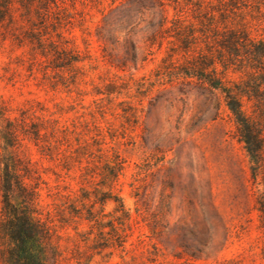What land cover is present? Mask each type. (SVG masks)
Listing matches in <instances>:
<instances>
[{
  "label": "rangeland",
  "instance_id": "374dc122",
  "mask_svg": "<svg viewBox=\"0 0 264 264\" xmlns=\"http://www.w3.org/2000/svg\"><path fill=\"white\" fill-rule=\"evenodd\" d=\"M123 1L56 0L57 6L71 17V23L59 32L68 46L84 57L80 64L84 76L68 87L58 83L54 86L56 79L45 78L38 71L39 66L31 57L30 44L20 47L0 36V112L4 117L19 118L22 111L30 110L29 114L34 112L37 117L55 118L62 124L86 121L91 131L84 127L80 130L87 140L95 135L94 122L102 129L105 147L113 148L125 162L112 193L122 199L137 220L125 243L126 251L106 250L95 254L86 248L87 244L76 246L78 238L71 229L59 230L61 264H67L66 259L76 250L80 251L85 264H264V225L258 211L260 202H264V150L258 161L249 158L239 141L238 126L223 102L220 118L211 121L215 102L207 93L192 91L185 96L180 95L177 88L156 86L146 96L136 94L130 77L135 80L147 77L168 47L166 42L160 49L145 42L144 36L148 34L145 28L156 21V12L139 17L132 36L138 55L149 54L147 61L139 58L135 69L129 58L125 71H117L106 64L109 55L114 54L113 46L100 42L96 33L102 27L104 16ZM177 1L180 6L184 5L182 0ZM165 4L166 14L172 18L174 0L165 1ZM187 10L183 6L186 15L189 14ZM253 35L264 38V23ZM117 37L124 43L122 33H117ZM127 47L131 49L130 45ZM246 77L245 73H228V78L236 83ZM110 83L116 85V93L107 96L105 92ZM150 101L155 103L153 107ZM241 103L249 121L264 138V114L245 97ZM96 104L101 107V115ZM131 106L136 109L134 115L129 112ZM259 106L264 108V101ZM122 110L129 113L123 115ZM192 128L195 129L188 132ZM144 140L147 145L143 144ZM71 142L74 144L73 139ZM64 149L61 147L51 160L41 153V148L20 140L11 153L27 161L48 183L52 193L63 192V187L72 191L85 188L105 192L106 189L98 184L99 177L81 180V167L86 166L85 162L81 166L72 163L68 170L62 168ZM253 172L256 175L253 176ZM208 181L216 214L209 204ZM47 192L43 187L41 203L45 207L51 203ZM162 193L169 198L164 214H158L157 220L168 230L167 234L153 240L160 249L156 252L139 240L149 243L146 224L151 222V214L158 213ZM113 205L108 204L105 211H110ZM177 225L199 230L206 248L200 260L176 257L182 249L177 234L169 235V232ZM86 229L81 225L79 232ZM85 258L88 261H84Z\"/></svg>",
  "mask_w": 264,
  "mask_h": 264
},
{
  "label": "trees",
  "instance_id": "16d2710c",
  "mask_svg": "<svg viewBox=\"0 0 264 264\" xmlns=\"http://www.w3.org/2000/svg\"><path fill=\"white\" fill-rule=\"evenodd\" d=\"M165 1L169 0H124L104 16L96 37L103 44L113 46L114 54L105 59L106 64L117 71H125L129 58L135 69L139 58L142 62L147 61L149 54L138 55L132 36L138 18L156 12V21L145 28L148 31L145 42L150 47L157 45L158 49L166 42L168 47L147 77L139 80L130 77L136 94L146 96L156 86L177 88L178 93L185 96L192 91L207 93L215 102L210 120L220 118L223 102L238 126L239 141L246 154L251 160L258 161L264 150V138L242 110L241 99L253 101L259 113L264 114V108L259 106L264 101V38L253 35V31H258L264 23V0H182L184 5L181 6L174 0L175 15L172 18L166 14ZM183 6L189 10L188 15ZM70 19V14L58 7L56 0H0V36L20 47L30 44L33 63L39 66L38 71L45 78L56 79L54 86L58 83L68 87L84 76L80 67L84 57L69 47L59 32L71 23ZM117 33L124 35V43L119 42ZM119 47L120 52L117 51ZM102 58H105L104 54ZM229 72L245 73L247 77L236 83L228 78ZM114 93L116 85L110 83L105 94ZM154 104L149 103L150 107ZM96 106L101 115V107ZM122 111L123 115L136 113L132 106L129 112ZM29 112L22 111L19 118L13 119L5 118L0 112V264H61L58 231L68 229L77 235V247L80 243L87 244L86 248L95 254L106 250L125 252V243L137 220L122 199L112 193L124 170V160L113 148L105 147L102 129L94 122L92 131L95 135L89 136L88 141L80 130L84 127L91 131L86 121L62 124L58 119L37 117L34 112ZM20 140L41 148V153L51 160L61 147H65L62 168L68 170L72 163L81 166L85 162L86 166L81 167V180L99 177L98 184L106 191L85 188L72 191L63 187V192L52 193L48 183L30 168L27 161L12 155L11 150ZM143 144L147 145L145 140ZM207 186L209 204L216 214L209 181ZM43 187L51 199L46 207L41 203ZM167 198L169 195L162 193L158 213L151 214L152 220L146 224L150 232L146 236L149 243L139 240L156 252L160 249L153 240H158L168 230L157 220L158 214L165 212ZM110 203L114 205L106 212ZM258 211L264 225V202H260ZM81 225L87 228L86 231L79 232ZM173 233L177 234L182 249L176 254L177 258L201 259L206 248L197 228L177 225L169 235ZM82 259L80 251L76 250L66 263L85 264ZM84 261H88L87 258Z\"/></svg>",
  "mask_w": 264,
  "mask_h": 264
}]
</instances>
